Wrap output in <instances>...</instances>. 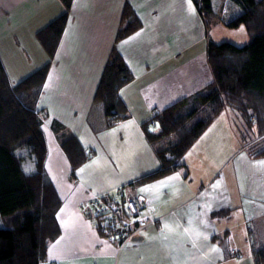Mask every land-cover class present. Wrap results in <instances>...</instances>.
<instances>
[{"label": "crops", "instance_id": "crops-1", "mask_svg": "<svg viewBox=\"0 0 264 264\" xmlns=\"http://www.w3.org/2000/svg\"><path fill=\"white\" fill-rule=\"evenodd\" d=\"M126 3L141 28L115 42ZM230 3L239 14L232 0H211L210 23L221 31V21L230 19L220 14L230 11ZM62 11L60 0H0V61L11 85L46 64L36 33ZM208 30L191 0H72L36 105L47 146L45 171L62 199L60 234L40 264H256L252 246H264V160L238 153L232 170L216 176L231 120L243 125L239 115L221 112L184 155V167L158 177L155 147L143 129L210 82ZM113 48L132 81L119 91L127 118L107 125L94 94ZM69 136L86 154L75 172L61 148ZM232 156L225 159L229 164ZM117 188L142 198L157 220L120 247L79 211L82 201ZM221 209L230 211L212 216Z\"/></svg>", "mask_w": 264, "mask_h": 264}, {"label": "trees", "instance_id": "trees-1", "mask_svg": "<svg viewBox=\"0 0 264 264\" xmlns=\"http://www.w3.org/2000/svg\"><path fill=\"white\" fill-rule=\"evenodd\" d=\"M60 1L62 13L36 33V40L48 57L46 64L11 85L0 61V264H40L46 260L48 246L60 234L56 216L62 199L45 171L46 139L40 111L36 110L72 5V0ZM191 1L208 27L214 15L211 0ZM232 2L239 6L240 13L221 23L228 29L243 26L249 43L237 47L227 42H209L206 61L210 82L143 125L159 161L156 177L184 167L181 159L225 110L239 115L243 123L241 134H247L252 127L258 134V139L251 140L238 155L264 160V0ZM140 28L141 22L126 3L115 42ZM130 81L132 75L126 63L113 48L94 94L107 125L127 118L119 91ZM61 148L72 170L77 171L86 160L80 142L69 136ZM27 163L29 173L24 171ZM229 211L216 210L212 216H224ZM252 254L256 264H264V246L253 245Z\"/></svg>", "mask_w": 264, "mask_h": 264}, {"label": "built area", "instance_id": "built-area-1", "mask_svg": "<svg viewBox=\"0 0 264 264\" xmlns=\"http://www.w3.org/2000/svg\"><path fill=\"white\" fill-rule=\"evenodd\" d=\"M79 211L85 218L93 219L98 232L119 247L157 221L142 198L125 195L123 188L93 195L79 204Z\"/></svg>", "mask_w": 264, "mask_h": 264}, {"label": "rangeland", "instance_id": "rangeland-1", "mask_svg": "<svg viewBox=\"0 0 264 264\" xmlns=\"http://www.w3.org/2000/svg\"><path fill=\"white\" fill-rule=\"evenodd\" d=\"M219 1H223V0H219ZM215 5V2L213 3ZM226 8L230 9L229 12H223V14H220V17H225L226 19H232L235 16H237V13L233 12V5H231V3L229 5L226 6ZM225 8V10H226ZM210 23V20H209ZM208 31H209V40L212 41L215 44H220L223 42H227V43H231L237 47H242L244 45H247L249 43V37L247 38V33H245V30L243 28H239L236 31L234 29H224V31H221L217 26L215 27L213 24H208ZM238 32V33H237ZM241 32H243V36H241ZM246 34V35H245ZM233 123V133H228L227 136L225 137L227 140V147L224 149V154L223 157L224 161H223V157H219L218 159V166H219V172L217 173L216 176H218V174L220 176L222 175H227L229 171L232 170L233 164H235V160L234 157L244 148H246V145L250 144L251 140H257L258 139V134L255 133V128L252 127L251 131L247 130V134L246 133H242L241 130H243L242 128H240L239 126V121L237 122V119L234 118L231 120ZM193 123V122H192ZM191 123V124H192ZM248 147V146H247ZM239 151V152H237ZM230 153V154H229ZM236 153V154H235ZM229 155H233L231 158V164H229V161L225 160L229 158ZM231 157V156H230ZM186 157H183L181 159V162L183 163L185 161ZM229 164V165H228ZM29 163H27V165L24 166V171L26 173H29L31 170L28 168ZM194 169L192 170V173H190V175L188 176V178H193L194 177ZM187 175V170L185 169V173H183V176ZM215 178V177H214ZM0 227H2L1 221H0Z\"/></svg>", "mask_w": 264, "mask_h": 264}]
</instances>
